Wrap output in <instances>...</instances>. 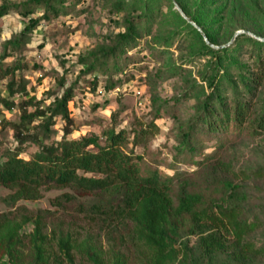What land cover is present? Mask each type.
<instances>
[{"label": "trees", "instance_id": "trees-1", "mask_svg": "<svg viewBox=\"0 0 264 264\" xmlns=\"http://www.w3.org/2000/svg\"><path fill=\"white\" fill-rule=\"evenodd\" d=\"M170 1L143 0L136 15L122 18V29L111 43L78 55L76 70L71 71L76 79L47 102L30 94L27 81L16 75L24 62L2 69L1 77H10L7 95L0 93V122L11 125L13 146L0 159V189L9 190L0 194V203L9 207L0 212V264H74L76 250L84 252L93 264H106L102 251L87 239L79 242L69 231L48 229L44 217L53 211L39 208L31 218L27 214L32 211L18 204L39 199L51 188L67 189L52 198L53 206L63 210L75 202L78 212L110 229L108 236H123L120 229L127 227L126 235L142 247L147 264H257L264 257V243L258 245L252 237L262 224V215L252 211V186L247 183L253 178L264 179V168L236 167L227 152L231 144L264 136V40L258 38L264 34L252 31V36L243 31L235 35V31L228 46H220L217 36L224 18H234L237 2L224 0L219 8L210 9L218 0H191L194 10L190 11L187 0H175L200 28L176 13L178 26L195 40L187 52L190 60L202 55L207 58L204 69L198 71L204 85L194 95L195 114L181 126L174 154L175 160L193 163L196 169L172 166L169 174L148 161L144 153L135 152L137 146L145 152L148 139L159 131L153 120L130 130L116 128L113 112L110 126L101 134L71 136L74 127L69 103L74 102L76 82L90 73L88 83L93 89L100 77L105 78V90L116 87L126 73L121 62L140 37L151 33L162 5ZM65 2L23 0L10 4L1 0L0 18L16 11L27 19L18 33L4 41L0 59L13 56L25 45L41 19L64 13ZM115 5L123 7L122 1ZM37 8L42 13L35 16ZM204 36L213 45L204 41ZM62 66L66 70L65 62ZM112 74L117 77L112 79ZM58 84L64 86L63 76ZM19 95L28 97L17 107L14 97ZM178 102L179 97L173 104ZM17 108L18 120L7 121L4 112ZM159 114L157 108L155 118ZM57 119L63 127L59 137L53 138ZM211 141H215L214 149L205 153ZM27 142L35 143L38 150L25 159L20 153ZM16 209L21 210V219L15 218ZM27 224L32 229L26 233ZM23 235L28 239L27 253ZM190 238H195L192 245ZM110 264L127 263L122 253L114 251Z\"/></svg>", "mask_w": 264, "mask_h": 264}, {"label": "rangeland", "instance_id": "rangeland-1", "mask_svg": "<svg viewBox=\"0 0 264 264\" xmlns=\"http://www.w3.org/2000/svg\"><path fill=\"white\" fill-rule=\"evenodd\" d=\"M7 1L16 4L23 0ZM116 1H122L123 7L116 6ZM187 1L190 11L194 10L193 6H190L191 0ZM216 2L218 5L210 9L219 8L224 0ZM232 2H237L238 10L232 20L224 18L217 35L221 42L220 46H228L234 39L232 36L229 40L235 31L248 30L252 36H255L252 31L264 34V0H228V3ZM206 3H211V0H206ZM175 4L177 2L172 0L162 5L163 10L153 24L151 33L140 37L137 46L127 53V58L121 62V67L126 73L118 87L105 90L103 87L105 78L100 77L99 83L93 89L88 83L91 74L86 73L76 82L74 102L69 103L74 127L72 137L92 132L101 134L103 129L110 126L113 112L117 115L116 128L130 130L138 127L140 122L146 124L153 120L159 131L148 139V148L145 152L142 146H137L135 152L144 153L148 161H152L169 174L173 173L172 166L184 171L196 169L193 163L175 160L174 154L181 126L195 114L194 95L199 94L204 85L198 71L204 69L207 60L203 55L190 60L187 52L195 40L192 34L187 33V29L183 30L178 26L176 13L183 15ZM142 5L143 0H66L64 13L50 19H41L39 25L29 34L25 45L16 49L13 56L0 59V74L6 65H12L16 61L24 62L25 67L18 69L16 75L27 81L30 94L47 102L55 95H60L63 88L76 79L71 71L76 70L78 55L111 43L115 33L122 29V18L136 15ZM40 13L42 9L37 8L34 15ZM26 19L16 11H11L0 18V57L4 41L18 33ZM213 26L217 28L218 25ZM258 38L264 40L262 36ZM203 40L205 41L204 38ZM63 62L66 70L62 66ZM158 70L162 71L160 76H153ZM60 76L65 78L63 87L58 84ZM9 77V74L3 78L0 75V93L3 96L7 95L6 83ZM115 77L117 75L112 74V79ZM189 95L193 97H188ZM27 97L15 96L17 107ZM177 97L179 102L173 104ZM157 108L160 116L155 118ZM19 111L18 108L13 112L5 111V119L17 121ZM62 127L63 122L57 119L53 126V138L59 137ZM231 145L227 152L234 157L236 167L264 168V136L238 141ZM12 146L11 125L0 122V159H4L6 151ZM214 146L215 141L208 142L205 153L214 149ZM37 150L35 143L27 142L20 155L28 159ZM247 183L252 186L249 189L252 211H259L262 215V224L252 232L253 239L259 245L264 243V179L253 178ZM66 190L47 189L42 192L39 199L20 200L18 204L32 211L27 214L31 218L37 216L39 208L53 211L44 217L48 229L69 231L79 242L87 239L102 251L106 264L111 263L114 251L122 253L127 264H147V255L142 247L126 235L127 227L120 229L123 236L114 233L113 237H110L107 234L110 229L89 219L83 212H78L75 202L66 204L63 210L53 206L52 198ZM7 192L8 189H0L1 195ZM8 209V206L0 203V212ZM20 212L21 210H15L16 219H21ZM31 229L32 225L27 224L24 230L27 233ZM22 239L25 243L24 252L27 253L26 235H23ZM194 241L195 238H190L189 245ZM74 264L93 263L84 252L76 250ZM257 264H264V257L260 258Z\"/></svg>", "mask_w": 264, "mask_h": 264}, {"label": "water", "instance_id": "water-1", "mask_svg": "<svg viewBox=\"0 0 264 264\" xmlns=\"http://www.w3.org/2000/svg\"><path fill=\"white\" fill-rule=\"evenodd\" d=\"M176 6H177V8H178V10L180 11V13L193 25V26H195L198 30H200V28H199V26L195 23V22H193V21H191L184 13H183V11L181 10V8L178 6V4H175ZM247 32V33H249V34H252L250 31H246V30H239V31H236L235 32V35L237 34V33H240V32ZM204 39H205V41L208 43V44H210V45H213V44H211L208 40H207V38H206V36H204Z\"/></svg>", "mask_w": 264, "mask_h": 264}, {"label": "built area", "instance_id": "built-area-1", "mask_svg": "<svg viewBox=\"0 0 264 264\" xmlns=\"http://www.w3.org/2000/svg\"><path fill=\"white\" fill-rule=\"evenodd\" d=\"M13 109V108H12Z\"/></svg>", "mask_w": 264, "mask_h": 264}]
</instances>
